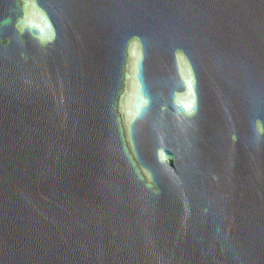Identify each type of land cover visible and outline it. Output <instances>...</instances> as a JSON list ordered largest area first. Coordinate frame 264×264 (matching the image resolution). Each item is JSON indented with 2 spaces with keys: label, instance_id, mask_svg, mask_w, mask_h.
<instances>
[{
  "label": "water",
  "instance_id": "obj_1",
  "mask_svg": "<svg viewBox=\"0 0 264 264\" xmlns=\"http://www.w3.org/2000/svg\"><path fill=\"white\" fill-rule=\"evenodd\" d=\"M0 264H264V0H0Z\"/></svg>",
  "mask_w": 264,
  "mask_h": 264
}]
</instances>
